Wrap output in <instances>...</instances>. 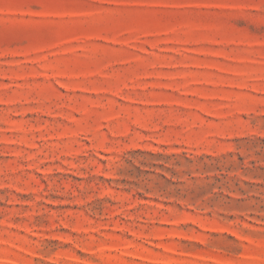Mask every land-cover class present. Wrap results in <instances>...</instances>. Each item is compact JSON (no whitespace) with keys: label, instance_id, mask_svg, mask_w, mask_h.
<instances>
[{"label":"rangeland","instance_id":"obj_1","mask_svg":"<svg viewBox=\"0 0 264 264\" xmlns=\"http://www.w3.org/2000/svg\"><path fill=\"white\" fill-rule=\"evenodd\" d=\"M0 264H264V0H0Z\"/></svg>","mask_w":264,"mask_h":264}]
</instances>
